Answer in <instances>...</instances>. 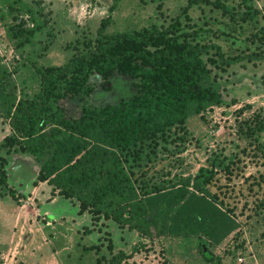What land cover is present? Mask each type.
<instances>
[{
    "label": "rangeland",
    "instance_id": "obj_1",
    "mask_svg": "<svg viewBox=\"0 0 264 264\" xmlns=\"http://www.w3.org/2000/svg\"><path fill=\"white\" fill-rule=\"evenodd\" d=\"M26 1L38 11L42 29L22 45L25 35L14 39L11 33L33 23L10 1L0 0V67L10 74V98L17 102L39 92L37 67L63 66L87 51L106 19L109 34L176 24L178 35L219 46L226 59H263L226 66L218 50L210 49L204 57L210 75L203 84L218 90L224 103L127 155L141 195L201 169L214 170L211 191L238 227L212 239L158 235L146 223L139 229L122 226L83 210L77 200L42 190L40 164L28 154L4 151L8 182L0 184V264H264V131L248 132L255 115L264 113V0H122L113 11L114 0H42L43 13ZM90 82L94 106L115 105L139 93L138 81L120 74L108 80L95 75ZM2 113L0 144L13 134ZM37 201L40 220L18 221L21 209L37 210Z\"/></svg>",
    "mask_w": 264,
    "mask_h": 264
},
{
    "label": "trees",
    "instance_id": "obj_2",
    "mask_svg": "<svg viewBox=\"0 0 264 264\" xmlns=\"http://www.w3.org/2000/svg\"><path fill=\"white\" fill-rule=\"evenodd\" d=\"M121 1L114 0L111 10ZM7 3L29 15L33 27L11 33L14 39L25 35L22 45L29 43L42 29L38 11L26 0ZM31 3L44 12L42 0ZM108 23L109 19L103 21L87 51L65 65L37 67L41 83L33 98L12 100L10 74L0 67V102L7 105L5 115L1 106L0 112L11 121L13 130L0 144V154L15 150L30 155L41 166L38 183H48L61 197L80 202L83 210L122 226L139 229L146 223L158 235L212 239L238 227L211 191L214 170L201 169L196 176L141 195L127 155L224 103L218 90L203 84L210 75L204 59L210 49L218 50L226 66L262 56L226 59L219 46H202L178 35L176 24L169 29L153 26L109 34ZM115 74L138 81L139 93L115 105L90 104L91 79L99 75L108 80ZM261 112L250 122L248 132L264 131ZM7 165V159L0 156V184L8 182ZM8 195L15 197L12 191Z\"/></svg>",
    "mask_w": 264,
    "mask_h": 264
},
{
    "label": "crops",
    "instance_id": "obj_3",
    "mask_svg": "<svg viewBox=\"0 0 264 264\" xmlns=\"http://www.w3.org/2000/svg\"><path fill=\"white\" fill-rule=\"evenodd\" d=\"M39 188H42V190H49V188L51 189V192H54L53 191V188L52 186H50L48 183H41V186ZM50 192V191H49ZM51 192H50V196H51ZM47 197V196H46ZM48 198V197H47ZM57 198V197H56ZM55 198V199H56ZM60 198V197H59ZM38 204H37V210L33 209L31 211H33V213H30V211L28 210H25V211H19L18 215H17V220L20 221V220H25V221H28L30 222V220H33L35 217L36 219L39 221L40 220V217H41V211H40V208H41V201H37ZM55 202H58V201H49L50 204H53ZM66 202V201H65ZM72 206V205H71ZM73 207V206H72ZM74 208V207H73ZM17 225V224H16ZM18 226V225H17Z\"/></svg>",
    "mask_w": 264,
    "mask_h": 264
}]
</instances>
